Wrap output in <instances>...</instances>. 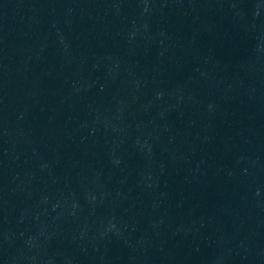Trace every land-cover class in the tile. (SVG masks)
<instances>
[{
	"label": "water",
	"instance_id": "water-1",
	"mask_svg": "<svg viewBox=\"0 0 264 264\" xmlns=\"http://www.w3.org/2000/svg\"><path fill=\"white\" fill-rule=\"evenodd\" d=\"M0 264H264V0H0Z\"/></svg>",
	"mask_w": 264,
	"mask_h": 264
}]
</instances>
